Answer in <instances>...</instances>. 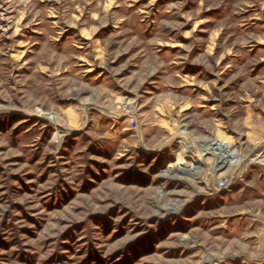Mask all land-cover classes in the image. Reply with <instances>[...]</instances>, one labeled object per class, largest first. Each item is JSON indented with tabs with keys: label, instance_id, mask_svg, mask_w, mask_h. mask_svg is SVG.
I'll list each match as a JSON object with an SVG mask.
<instances>
[{
	"label": "rangeland",
	"instance_id": "1",
	"mask_svg": "<svg viewBox=\"0 0 264 264\" xmlns=\"http://www.w3.org/2000/svg\"><path fill=\"white\" fill-rule=\"evenodd\" d=\"M263 152L264 0H0V264H264Z\"/></svg>",
	"mask_w": 264,
	"mask_h": 264
},
{
	"label": "bare ground",
	"instance_id": "2",
	"mask_svg": "<svg viewBox=\"0 0 264 264\" xmlns=\"http://www.w3.org/2000/svg\"><path fill=\"white\" fill-rule=\"evenodd\" d=\"M129 94V93H128ZM138 100V99H137ZM137 100H129L126 105H125V109L126 110H130V115H135L133 111L134 108H136V103ZM122 102V101H121ZM121 105V104H120ZM137 109V108H136ZM132 110V111H131ZM52 119V121L54 122V126H56V132L53 133V138L55 141L57 142H61L63 141V138L68 136L70 133H78L79 131H81V129L85 126L86 122H83L82 126L79 128H74V127H69L65 128L64 126H62V124H60L58 121H56L54 118H50ZM119 119V118H118ZM71 125V124H70ZM179 131H177L178 133ZM177 135V134H176ZM175 137V135H173ZM180 138V137H179ZM170 140V139H169ZM181 141V140H180ZM56 142V143H57ZM64 142V141H63ZM168 142V141H167ZM62 144V143H61ZM185 146V153L183 154V156L180 158V160L176 163V165H174V167L172 168V170L170 171V175H165L162 174L160 176L161 179H177L180 180L183 177H185V179L188 178H192L196 175H199V169L201 166L205 165L207 163V161L210 160V162H214V168L213 171L214 172H219L221 171L223 168H225V166L227 165V163L232 164V163H237L239 165L242 164V161L240 159L239 161V156L236 155L235 153H233L232 151L230 152L229 148L226 147V145L220 143L219 141H209V142H205L204 145L202 146L203 148L200 149H192V146H186V144H184ZM161 146V145H160ZM168 146V145H167ZM179 146V145H178ZM159 147V146H158ZM183 147V146H182ZM264 153V152H263ZM256 154L254 155V158L256 159H264V154ZM209 158H208V157ZM253 158V157H252ZM253 159V160H255ZM209 164V162H208ZM208 166V165H207ZM203 168V167H202ZM239 168V167H238ZM204 173V172H203ZM214 174V173H213ZM214 177V175H213ZM207 178V177H206ZM235 178V177H234ZM235 181V179L232 180V182ZM205 182V181H204ZM207 182V181H206ZM209 183V182H208ZM231 183V182H230ZM230 183H226L225 185H223L221 188L222 190H227L229 189ZM220 184V183H219ZM233 184V183H232ZM167 184L166 182H162L161 187L164 188L166 187ZM210 186V185H209ZM221 185H219L220 187ZM228 186V187H227ZM233 186V185H232ZM235 186V185H234ZM219 190V189H218ZM172 207V206H171ZM170 208V207H169ZM168 213V212H167ZM170 213V212H169ZM177 213V212H176ZM264 246V243H262V248ZM262 249H261V254H262ZM214 262L213 258H209L208 259V264H212ZM216 262V261H215ZM218 262V261H217ZM261 262V261H260ZM206 263V262H205ZM245 264H250L249 261H245Z\"/></svg>",
	"mask_w": 264,
	"mask_h": 264
},
{
	"label": "built area",
	"instance_id": "3",
	"mask_svg": "<svg viewBox=\"0 0 264 264\" xmlns=\"http://www.w3.org/2000/svg\"><path fill=\"white\" fill-rule=\"evenodd\" d=\"M228 187V186H227Z\"/></svg>",
	"mask_w": 264,
	"mask_h": 264
}]
</instances>
